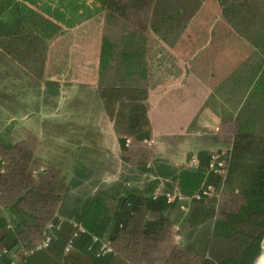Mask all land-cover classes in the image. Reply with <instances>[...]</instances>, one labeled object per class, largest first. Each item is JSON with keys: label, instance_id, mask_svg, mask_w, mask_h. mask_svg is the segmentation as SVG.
Returning a JSON list of instances; mask_svg holds the SVG:
<instances>
[{"label": "trees", "instance_id": "1", "mask_svg": "<svg viewBox=\"0 0 264 264\" xmlns=\"http://www.w3.org/2000/svg\"><path fill=\"white\" fill-rule=\"evenodd\" d=\"M94 1L106 18L129 27L119 41L102 39L98 82L93 91L122 144L121 163L128 168L118 181L95 186L91 181L101 167L97 146H79L67 170L63 160L61 165L41 172L27 141L13 145L6 134L0 135V209L8 219L13 245L24 251L36 248L48 234L47 225L58 216L80 225L129 264H256L264 240V5L257 0L237 4L216 0L220 19L231 26L238 40L253 49V58L242 64L244 73L235 70L210 96L211 100L228 88L238 100L233 111L221 117L233 124L223 155L225 174L214 194L192 203L182 213L179 228L184 244L171 242L155 257L163 239L172 234L173 223L161 217L158 208H150L149 197L159 189L168 191L169 181L176 183L182 195L192 196L202 185L204 165L174 169L168 162L152 158L156 143L145 142L152 138L148 35L152 31L166 41L176 40L204 0H178L176 8L170 0ZM173 24L181 25V29L176 31ZM197 26L199 23L188 32L195 39ZM61 33L56 23L38 11L17 0H0L2 73L5 78L15 72L31 80L29 87L35 96L41 94L45 106H55L60 86L51 81L40 88L43 59L48 42ZM9 89L0 91V105L10 107V99L19 105L22 93L18 88ZM87 89L81 88L71 107H84L81 94ZM206 107L211 109L209 102ZM95 139L98 142L97 136ZM125 175L148 177L128 181ZM89 183L93 191L82 196L81 188ZM129 200L135 205L125 212ZM148 221H155L158 229L147 230Z\"/></svg>", "mask_w": 264, "mask_h": 264}, {"label": "rangeland", "instance_id": "2", "mask_svg": "<svg viewBox=\"0 0 264 264\" xmlns=\"http://www.w3.org/2000/svg\"><path fill=\"white\" fill-rule=\"evenodd\" d=\"M170 1L174 4L173 7L176 8L177 4L175 3L178 0ZM232 1L237 4L243 0ZM257 1L264 5V0ZM204 3L207 5L213 4L217 7L215 10H208V8L204 9V11L201 12V16L199 17V26H197L199 47L201 48L199 49V56H204L208 58L209 61H213V69L216 73H225L227 74L225 75L227 77L238 69L244 73L246 68L241 66L244 62L250 61L251 57L253 56V49L248 44L237 39L236 32L229 24H227L225 20L219 19L221 16L219 14L216 0H204ZM185 17L186 14L184 15V18ZM97 22H101L99 31L102 39L106 38L112 41H119L123 31L127 29L129 30V27L122 24L121 21L106 18L104 10L103 13L98 16ZM173 27L176 28V31L181 29V25L179 24H173ZM65 44L67 43H62V46H65ZM55 45H58V47H53L54 54H59L63 58L70 57V50H64L65 48L61 47L59 44ZM81 45L82 44L78 42L74 44V47H79ZM47 51L48 46L42 64L43 77L41 82L38 83L40 88L42 83L51 82L49 80L52 77H48L44 74ZM218 58H222L221 61L218 60ZM57 62L60 63V61ZM112 68H116V65ZM3 70L4 67L0 66V91L4 89V87H7L8 90H10L9 88H12L14 91L15 88H18L22 95L19 97V105L17 106L11 99L10 107L0 105V135L6 134V139L13 145L18 144L21 141H27V143H29L34 149L36 162L40 168L42 167L41 172L45 170L44 168H50L51 166L57 167L59 164L61 165L63 160L65 165L63 168L67 170L71 166L72 157L79 146H97L96 148L101 150L99 153L100 156L98 158L101 160L99 165L101 167H99L98 171H96L97 173L94 175L95 179H92L91 184L96 186L100 184L114 183L116 180L118 181L120 175L126 173L125 171L128 166L125 167V165L121 163V152L118 154L113 150L102 148V145L96 142L95 137L98 136L99 133L103 134V136L106 138L105 141L107 145H115L114 140H112L113 143L110 145L108 140L110 133L109 135L106 133L110 129L109 124L107 119L104 117V112L102 113L100 110V105L97 101H95L93 92L94 88L92 89L91 85H86L88 89L85 91V93L81 94L82 104H84L82 109H74V107L70 106L73 100V97H71L72 95H65L66 97H69V99L66 102L62 101L60 98L62 95L61 93L54 100V107L45 106L43 104L41 94L38 95V97L35 96L31 87H29L30 84H32L31 80H29L27 77H24L23 75H20L19 73L15 74V72L5 78L4 74L2 73ZM221 70H223V72ZM10 77H16V79L11 80ZM73 77L76 79L80 78L81 81L85 79L86 82H89L88 84H90L91 80L93 79V76L91 75ZM227 77H225V79ZM66 78L67 76L63 75L57 79L66 81ZM215 79H217V76H215ZM224 80L217 81L215 83L212 94ZM60 84H63L62 81ZM30 91L32 92L31 95ZM208 102L211 107L209 110L214 113L216 118H214L212 121L213 117L211 119L204 118L203 115L200 116L199 120L202 119L203 121H200L199 125L196 123L193 124L185 133L186 135H183L182 138L184 139L181 140L176 137H170L168 140L162 141L158 140L157 137L154 138L156 145L153 149L154 152L152 158H155L159 161H166L174 169H183L186 166V160L189 159L192 154H196L195 152H202L200 155L201 158L199 157L201 165L207 164V161H209L208 159L211 157V155L216 156L217 152H225L230 144V133L233 124L229 122L228 119L222 121L221 117L226 118L231 113V111H233L238 100L236 97L232 96L228 88H225L221 90V92H219L215 98L209 100ZM226 102H228L227 105ZM39 111H43L42 115H38L39 117H37V119H35V117L33 118V116H35L34 113L39 114ZM45 111H53L55 112V116H49L51 119H46L49 114H46ZM32 112L33 114H31ZM216 120H218V123H214ZM32 137L35 140L30 139ZM118 145L120 148H122V144L119 140ZM116 146L117 142L114 147ZM0 161L2 162L1 158ZM146 177H148V175H140L136 177L125 175L124 179L128 181H142L143 179H146ZM207 177L208 173L206 174V172H204L202 184L206 179L211 182L212 186H216L217 183L213 179L212 175L208 178ZM211 179L214 180V182H212ZM166 184L169 186V188H167L168 191L161 189V194L163 192H180L177 189L175 182L169 181ZM93 189L94 188L89 183L81 188V192H78L84 196L90 194ZM166 206L167 204L163 202L162 206L159 208V211L165 210ZM168 214L169 215L166 214L164 219H168L173 223L172 234L169 232L168 239L165 241L163 239V244L160 246V249L156 253L155 257H159L161 251L165 250V247L170 245L171 242L174 245L181 246L185 241V237L181 234V230L179 228L182 211L175 206H170ZM263 257L264 240L262 242V256L257 260L256 264H262L264 261Z\"/></svg>", "mask_w": 264, "mask_h": 264}, {"label": "crops", "instance_id": "3", "mask_svg": "<svg viewBox=\"0 0 264 264\" xmlns=\"http://www.w3.org/2000/svg\"><path fill=\"white\" fill-rule=\"evenodd\" d=\"M17 1L30 9L38 11L62 29L60 35L48 42L44 67V74L48 77L52 76L49 81L59 83V94H62L60 96L62 101L66 102L69 99V97H66L67 95H72L73 99L78 97L81 88H86V85H91L92 89H95L98 82L102 45L99 31L101 22H97V19L103 13L102 7L94 0ZM216 7L213 4L202 3L195 16L186 24L184 33L176 40L166 41L164 37L152 31L148 35L146 62L151 80L148 96V117L152 138L157 137L158 140L162 141L168 140L170 137H176L181 140L184 139L182 138L183 135H186L185 133L193 124L199 125L200 121H203L202 119L199 120L200 116L203 115L204 118L211 119L213 117L212 121L216 118L214 113L206 106L212 95L215 83L224 80L227 74L216 73L213 69V61H209L204 56H199V49H201L199 41L193 37L192 33H188L189 29L191 30L193 26L198 25L199 11L207 8L208 10H215ZM78 42L82 45L74 47V44ZM62 43L67 44L62 46ZM55 44H59L65 48L64 50H70V57L63 58L59 54H54L53 47H58ZM221 59L218 58L220 61ZM57 61H60V63ZM221 71L223 72V70ZM63 75L67 76L66 81L57 79ZM87 75L93 76V79H90V84L85 79L81 81L80 78L76 79L73 77ZM215 76H217V79H215ZM61 81L63 84H60ZM31 94L32 92L30 91ZM100 110L103 113V110ZM39 112V114L34 113L35 116L33 118L37 119L38 115H42L43 111ZM45 113L49 114L46 119H51L49 116H55L53 111H45ZM104 117L107 119L110 128L106 132L108 135L110 133V136H108L110 145L113 143L112 140H114L115 145L117 142V146L107 145L106 138L99 133L97 136L98 143L102 145V148L113 150L119 154L121 148L118 145L113 125L105 114ZM214 123H218V120ZM195 153L200 157L202 152ZM187 160L189 161V159ZM2 169L3 163L0 161V173ZM160 190H157L149 197L148 205L150 208L159 209L165 202L163 198L164 192L162 195ZM134 205V200L127 201L123 211L129 212ZM169 210L170 205H167L165 210L159 212L160 216L166 217V214L169 215ZM146 229L156 231L158 229L157 223L148 221ZM73 231L72 221L56 216L52 221V229L49 231L52 236L51 244L47 248L27 257H24L18 251L19 256L16 258L15 264H58L62 259L65 264H129L114 253L98 256V245L91 241L88 234L80 235L75 240L74 249L68 256L64 257L63 248ZM0 248L16 251L21 249L19 245H13V234L8 225V219L1 209ZM10 261L11 258L5 256L0 260V264H9Z\"/></svg>", "mask_w": 264, "mask_h": 264}, {"label": "built area", "instance_id": "4", "mask_svg": "<svg viewBox=\"0 0 264 264\" xmlns=\"http://www.w3.org/2000/svg\"><path fill=\"white\" fill-rule=\"evenodd\" d=\"M127 142L128 141H126V144ZM145 142L148 145L155 144L154 138L151 139L146 138ZM223 155L224 152H217L216 156L211 155V157H209L208 159L209 161H207L208 163L203 166L204 172H206V174L208 173V177L212 175L213 179L216 181L217 184L220 182V180L223 178L225 174V161ZM200 166L201 164H200L199 156L197 154H192L185 168L198 169L200 168ZM214 180L211 179L212 182H214ZM215 191H216V186H212L211 182L205 179L200 189L190 197L183 196L180 192H174V193H164L163 198L167 205L175 206L178 209H180L182 213H184L187 211L188 207L192 203L199 202L203 199L208 198L209 196L214 194ZM72 223L74 226V231L70 236V238L67 240L63 248L64 257L68 256L71 253V251L74 249L75 240L80 235L86 234L84 228H82L80 225L74 222ZM51 229H52V222L47 225L48 234L45 236L44 240L36 248L32 250L24 251L23 249H19L16 251L7 248H0V260L5 256H9L11 258L9 264H15V260L19 256L18 251H20L24 257H27L39 250L47 248L52 242V236L49 234V231ZM90 238L93 243L98 245V249H97L98 256L112 253L110 247L107 244L101 242L97 237L90 236ZM58 264H65L64 260L63 259L60 260Z\"/></svg>", "mask_w": 264, "mask_h": 264}, {"label": "bare ground", "instance_id": "5", "mask_svg": "<svg viewBox=\"0 0 264 264\" xmlns=\"http://www.w3.org/2000/svg\"><path fill=\"white\" fill-rule=\"evenodd\" d=\"M264 258V257H263ZM262 264H264V261H263V263Z\"/></svg>", "mask_w": 264, "mask_h": 264}]
</instances>
